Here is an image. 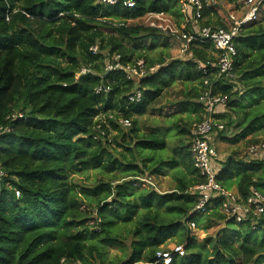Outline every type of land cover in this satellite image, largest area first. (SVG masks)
Segmentation results:
<instances>
[{
	"label": "trees",
	"instance_id": "obj_1",
	"mask_svg": "<svg viewBox=\"0 0 264 264\" xmlns=\"http://www.w3.org/2000/svg\"><path fill=\"white\" fill-rule=\"evenodd\" d=\"M125 1L0 0V264H264V216L255 229L249 220L238 223L221 212L220 198L205 213L195 210L193 188L205 180L190 147L192 124L203 120L199 98L206 78L229 98L216 115L224 129H215V138L257 143L264 133V0L259 17L235 37L236 91L215 81L210 42H192V56L169 61L161 51L149 57L169 37L157 27L127 23L148 14L183 23L184 0H138L134 7ZM243 11L241 2L231 13ZM229 14L208 6L200 23L224 27ZM115 54L126 64L144 59L158 65L139 83L142 101L127 102L136 84L123 71L105 72ZM82 66L94 73L76 77ZM178 81L191 85L179 104L188 120L172 124L182 129L178 138L157 127L142 133L137 117ZM100 84L111 91L95 93ZM114 110L131 125H113L112 144L96 141L97 115ZM18 112L23 117L13 118ZM90 171L96 172L93 183L76 178ZM167 173L176 181L171 191L136 186L147 175ZM217 180L241 199L252 186L264 194V157L247 160L233 151ZM190 222L204 231L224 225L198 241ZM175 236L185 255L158 259L157 251Z\"/></svg>",
	"mask_w": 264,
	"mask_h": 264
},
{
	"label": "built area",
	"instance_id": "obj_2",
	"mask_svg": "<svg viewBox=\"0 0 264 264\" xmlns=\"http://www.w3.org/2000/svg\"><path fill=\"white\" fill-rule=\"evenodd\" d=\"M137 1H125L124 5L134 7ZM102 2L116 3L117 0H102ZM183 2L182 12L185 14V18L182 29L175 35L178 40L183 42L181 49L183 55L192 56V51L189 48L192 42H210L217 56L215 81L221 84L233 85L235 87L234 91H236L238 75L234 65L236 55L235 37L244 25L255 21L259 17L260 1L242 0L244 11L239 15L230 13L224 27H213L200 23L204 8L216 6L217 0H184ZM98 50L99 46L97 44L90 48L93 54H96ZM157 67L158 65L150 67L144 59H137L126 64L121 61L119 54H115L112 60L106 63L104 70L105 72L121 70L125 73L127 79L134 81L136 86L127 95L126 99L128 103H137L143 99V90L139 86L141 79L155 71ZM90 73H94L91 67L82 66L76 77ZM110 91L111 86L109 84H100L95 89L97 94H108ZM199 100L204 111L203 120L193 125L190 147L193 165L205 181L193 188V192L197 194L195 210L205 213L213 204L214 199L220 198L222 199L220 207L222 213L238 223L249 220L251 221V227L255 229L257 219L264 216V194L252 186L246 199H241L238 193L224 188L216 179L219 169L217 170L215 167V160L219 155L211 136L215 129H224V123L216 115L219 114V106L227 108L229 98L227 95L214 92L212 82L206 78ZM12 117H23V113H14ZM95 121L94 139L106 144H112L114 136L117 134V130L113 125L127 128L132 123L129 118L124 117V114L117 110L99 114ZM263 150L264 143L250 144L247 149L248 159L263 158L264 152L261 156L258 155ZM4 175V172L0 170V177ZM190 225L195 227L194 222H191ZM185 253L186 250L183 244H175L169 249L164 250L163 248L157 251V258L167 261L171 259L173 254L181 257ZM62 264H66L64 259Z\"/></svg>",
	"mask_w": 264,
	"mask_h": 264
},
{
	"label": "rangeland",
	"instance_id": "obj_3",
	"mask_svg": "<svg viewBox=\"0 0 264 264\" xmlns=\"http://www.w3.org/2000/svg\"><path fill=\"white\" fill-rule=\"evenodd\" d=\"M258 1V0H255ZM261 1V0H259ZM241 2L242 0H217V10L221 15H228L233 10H240L241 9ZM129 25H145V26H154L159 29H161L168 37H169V43L164 46V40H160L161 47L157 48L156 50L148 52L149 57H157L161 54V51H165L170 55L169 61L172 59H179L183 57V53L181 51L183 42L178 40L176 38V34L182 29L183 23H178L176 18L173 15L170 14H148L144 17L129 20L127 22ZM191 85L184 84L181 81L176 82L173 84L170 88L166 89L163 93V95L156 100V102L152 105V107L149 109V111L143 115L137 117L138 119V127L141 129L142 133L149 132L152 128L159 129V133L163 134H171L176 136L177 133L181 132V128L179 126L172 125L175 121H177L179 118L184 119V121H187V115L186 113H182L180 110V102L184 100V92L187 91L188 88H190ZM183 123V122H180ZM195 123V122H194ZM192 124V127L194 125ZM191 127V129H192ZM162 128L163 130H160ZM128 129V128H127ZM259 139V142L257 143H264V133L256 137ZM213 144L216 148V151L218 154L223 155L224 157L228 156L231 152L237 151L242 158L248 159V153L247 149L250 144L248 142H242L237 145H231L229 143H226L224 141H221L220 139L215 138V136L212 137ZM174 143L172 140H170L169 146ZM264 150L258 153L259 156L263 154ZM100 177V176H99ZM76 178L81 183H93L96 179V172L90 171L86 175H77ZM136 186L139 188H145V187H152L160 192H167L171 191L176 186V181L174 180L172 174L167 173L166 175H160V176H145L143 179H139L137 181ZM233 192L237 193L233 190ZM223 223L214 226L206 231L200 229V226L198 225V222L195 223V227L192 225L190 226V231L193 235H195L198 239V241H204L205 238L209 235H215L217 231L223 227ZM178 244L177 237H173L171 240H169L164 248L169 249L173 245ZM111 255H120L121 252H119L117 249H111L110 250Z\"/></svg>",
	"mask_w": 264,
	"mask_h": 264
},
{
	"label": "crops",
	"instance_id": "obj_4",
	"mask_svg": "<svg viewBox=\"0 0 264 264\" xmlns=\"http://www.w3.org/2000/svg\"><path fill=\"white\" fill-rule=\"evenodd\" d=\"M219 113H222V112H224V111H226V109L223 107V106H219ZM214 135L212 134V136L211 137H213ZM219 155V157L215 160V167H216V169L218 170V169H221L222 168V163L226 160V158H227V156L226 157H224L223 155H220V154H218ZM258 159H260V158H258ZM248 160V159H247ZM252 160H254V159H252ZM236 191L237 192V190H236V188H233L232 189V191Z\"/></svg>",
	"mask_w": 264,
	"mask_h": 264
},
{
	"label": "clouds",
	"instance_id": "obj_5",
	"mask_svg": "<svg viewBox=\"0 0 264 264\" xmlns=\"http://www.w3.org/2000/svg\"><path fill=\"white\" fill-rule=\"evenodd\" d=\"M209 7H211V6H209ZM212 7H215L216 9H217V7L216 6H212ZM250 24V23H249ZM248 25V24H247ZM245 26V25H244ZM249 160V159H248ZM250 160H252V159H250ZM221 169H219V171H220ZM219 171H218V173H219ZM152 177V176H151ZM216 179H217V176H216ZM218 181V180H217ZM225 188V187H224ZM157 190V189H156ZM228 190H232V189H228ZM238 193V192H237ZM191 223V222H190ZM179 244V243H178Z\"/></svg>",
	"mask_w": 264,
	"mask_h": 264
}]
</instances>
